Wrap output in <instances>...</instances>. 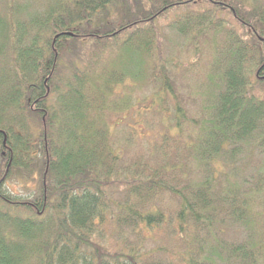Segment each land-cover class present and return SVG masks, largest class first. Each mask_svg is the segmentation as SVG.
<instances>
[{
	"label": "trees",
	"instance_id": "obj_1",
	"mask_svg": "<svg viewBox=\"0 0 264 264\" xmlns=\"http://www.w3.org/2000/svg\"><path fill=\"white\" fill-rule=\"evenodd\" d=\"M0 264H264V0H0Z\"/></svg>",
	"mask_w": 264,
	"mask_h": 264
},
{
	"label": "rangeland",
	"instance_id": "obj_2",
	"mask_svg": "<svg viewBox=\"0 0 264 264\" xmlns=\"http://www.w3.org/2000/svg\"><path fill=\"white\" fill-rule=\"evenodd\" d=\"M222 15L228 16V14L225 11H222ZM172 18V17H171ZM161 20L157 23V27L160 29L158 30V38L162 37V50H160L159 55L161 57H175L178 59H181L185 65H189L190 61H193L194 57H198L201 60V63L204 62L207 63V59L210 56V53L208 51L202 52L200 55H194L191 53L190 48H186L185 46H182L179 44L176 49L173 47L174 42H176L177 37H174L173 32L170 30L168 24L171 20ZM235 23V21H233ZM174 48L175 50L173 51ZM194 73V71H193ZM178 75V76H177ZM193 75V74H191ZM195 75V73H194ZM175 81L178 85V100L180 101L182 108L187 111L188 115L190 116L191 111L193 110L194 106L191 103L190 97L187 95L190 89V85L195 84V82L198 80L197 76H190L189 78L183 74V69L179 71L176 76H174ZM194 89V86L192 87V90ZM139 98H147L146 102L142 101V104L137 105L135 108H133L129 113L125 115V118L123 119L121 115L113 116V121L117 123V121L123 120V122L120 123V125L117 126V124L113 125L114 131L116 130L117 135L122 137V134L125 132H131L134 136V142H136V145L130 146H124L122 149L118 145L119 149H121L122 153L124 152L125 155L130 154V156L135 155V152H140L145 144L150 143V140L154 139L153 136L155 135L157 130H160L165 123L163 122V118H166L167 111L166 112H156L157 108L152 105V107H149V102L151 100V88L147 85L144 86L142 91H136ZM176 103V100L174 98H171L168 101V104H170V111L173 112L174 105ZM147 104V105H146ZM145 105V106H144ZM142 107V108H141ZM172 114V113H171ZM168 121V120H167ZM137 133V134H135ZM233 235V232H230Z\"/></svg>",
	"mask_w": 264,
	"mask_h": 264
}]
</instances>
